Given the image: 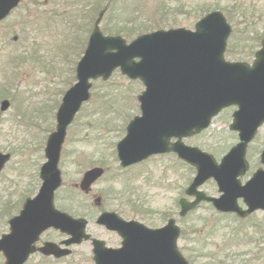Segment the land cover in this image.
I'll return each instance as SVG.
<instances>
[{"label": "rangeland", "instance_id": "rangeland-1", "mask_svg": "<svg viewBox=\"0 0 264 264\" xmlns=\"http://www.w3.org/2000/svg\"><path fill=\"white\" fill-rule=\"evenodd\" d=\"M96 1L102 5L98 6ZM80 4L77 8L69 6L66 0L58 6L55 0H24L0 23V96L5 94L4 97L11 101L8 110L0 109V151L12 153L0 174V237L10 231L9 219L19 214L26 198L36 196L39 191L47 138L56 128V114L65 91L76 82V66L94 26V21L89 19L96 18L106 5L101 0H82ZM110 5L107 14L111 19L106 15L101 28L110 32L122 30L128 41L155 29L185 27L194 30L204 15L220 10L233 28L226 58L252 63L254 52L251 54V51L257 49L264 35V0H117ZM119 17L122 20H118ZM112 20L114 22L110 23ZM11 54L24 57L15 65L8 60ZM144 88L141 81L132 80L119 70L107 81H93L92 98L76 115L63 145L59 164L63 184L55 196L59 209L61 206L74 207V202L85 200V195L73 188V182L78 181L83 171L102 154L108 158L113 172L121 171L117 144L125 136L128 122L141 112L138 95ZM1 101L2 98L0 106ZM235 109L236 106L222 111L207 130L187 137L186 143L220 159L238 141L237 132L230 129ZM263 149L264 124L249 145L251 167L245 180L258 167H264L260 158ZM166 173L165 187L146 183L143 176L139 179L136 185L140 188L135 195H143V199L145 195L146 202L141 201L140 208L129 207L130 214L135 211L138 214L127 218L158 228L170 217H175L183 231L178 246L186 257L192 254L198 264H264V211L237 220L236 216L219 214L205 202L180 219L179 198L185 194L196 169L187 163L184 166L176 163L175 169H168ZM120 187L121 182L106 177L95 190L114 193L119 192ZM202 189L210 195L218 194V185L213 179ZM135 195L132 198L139 199ZM68 199L74 201L68 203ZM133 199L128 206L133 205ZM13 205L17 208L6 209ZM232 229L239 232L235 237L247 231L252 235L228 244L227 240L234 237H229ZM64 238L61 231L49 229L43 233L41 241L59 242ZM72 248L73 254L69 257L59 260L51 257L44 261L40 254H35L26 264H95L89 245ZM5 261L6 257L0 253V264Z\"/></svg>", "mask_w": 264, "mask_h": 264}, {"label": "water", "instance_id": "water-1", "mask_svg": "<svg viewBox=\"0 0 264 264\" xmlns=\"http://www.w3.org/2000/svg\"><path fill=\"white\" fill-rule=\"evenodd\" d=\"M21 1L0 0V21ZM103 14L101 11L86 51L77 64V82L67 90L59 106L56 130L47 140V160L41 167L40 190L35 197L26 200L19 215L9 220L10 232L0 238L5 264H25L36 252L40 235L50 227L71 235L62 241L66 246L90 237L86 233L85 219L73 218L55 206V191L62 184L59 161L68 126L82 104L91 98L92 80L101 77L107 80L118 68L145 85L138 96L142 114L131 120L126 136L117 146L123 166L154 153L174 151L196 167L197 174L186 191L195 199H181L182 216L204 200L212 202L218 210L235 211L241 217L264 209V170L259 169L245 185L239 178L248 168L247 146L264 123V39L250 65L226 60L232 27L220 10L203 16L194 30L161 29L142 34L130 43L121 36L103 34L99 26ZM232 105L238 109L230 128L239 133V142L221 163L213 154L182 141L183 137L208 128L222 109ZM9 106V100L2 101L3 111ZM173 137L178 138L174 143L171 142ZM10 157L9 153L0 152V172ZM102 173L100 167L87 171L81 188L87 190ZM210 178L218 182L223 192L220 197L199 190ZM240 197L244 198L248 209L243 210L238 205ZM99 222L117 230L123 242L119 248H109L103 241L94 240L97 264H190L178 248L181 229L174 218L160 228L125 221L110 213L103 214ZM40 251L56 257L72 252L54 242L45 243Z\"/></svg>", "mask_w": 264, "mask_h": 264}, {"label": "flooded vegetation", "instance_id": "flooded-vegetation-1", "mask_svg": "<svg viewBox=\"0 0 264 264\" xmlns=\"http://www.w3.org/2000/svg\"><path fill=\"white\" fill-rule=\"evenodd\" d=\"M101 1L106 5H105V8L100 9L97 17L95 18V20L93 22L94 26L92 28V31L95 27V22L99 16L100 12L102 10L104 11L103 18L101 20V24H102L104 19H106L105 16L109 15L107 13L110 10V6H111L110 4L113 3V5H114V2L117 0H101ZM60 3L62 4V0H60ZM60 3L57 2V6H58V4L60 5ZM75 11L78 12L77 9H75ZM60 14H62V12ZM108 17H109V19H111V16H108ZM118 20H122V18L119 17ZM113 22H114V20H112L110 23H113ZM101 30L103 31V33L105 35H122V34H116L115 33V32L120 31V30H114V32L106 31V30H103L102 28H101ZM157 30H159V29H157ZM92 31H91V33H92ZM263 38H264V35L261 38V40L259 41L257 49L251 51V54L254 52L253 53L254 56H255V53L257 52V50L261 47V43H262ZM88 40H89V38H88ZM0 123H1V116H0ZM175 140L176 139L173 138L172 142H174ZM185 140H186V138H184V141ZM11 155H12V153H11ZM247 159H248V151H247ZM248 161H249V159H248ZM176 163L179 165L182 164L183 166L186 165V162L184 160L180 159L175 152L158 153V154H152V155L148 156L145 160H143L141 162L133 163L129 166L124 167V166L120 165L121 171L120 172H113L112 167L110 165V162L108 161V158L104 154H102L99 160H97L96 162H93L87 169H85L83 171V173L81 172L82 175L78 181L73 182V186H74L73 188L77 192H79L80 194L83 193L85 195V196H83V197H85V200L81 203L74 202V207H72L71 205H70V207H64V206L60 207V208H62L61 210H63V211L68 210V213L70 212V214L74 217H80V218L86 219V222H87L86 223V225H87L86 231L88 234H90V237L86 240H83L80 244H77L74 246L89 245V247L91 248L90 256H91V259L94 261L95 264H96V261L94 258L95 257L94 256V240L95 239H99V240L103 241L104 244L110 248L111 247H113V248L120 247L122 244V240H123L121 234L117 230L109 228L106 224L100 223L99 218L102 216V214L112 213V214L118 215V216H120L126 220H136V219L127 218V217H134L136 214H138V212H136V211L132 212V214H130V212H128V211H130V209H128V208L129 207L140 208V205H141L140 203H142L141 201L144 200V202H143L144 204L146 202L145 201V195H144V199H143V195H139V194L137 196L135 195L137 193V189L140 188L138 185H136V183L138 184L139 179H141V177L143 176L142 180L146 181V183H150V184L155 183L156 185H160V186L165 187V178L167 177L166 170L175 169ZM95 166L103 167L104 168L103 174L100 177H98L90 185L88 190L81 189L80 185H79V181L82 179V177L84 176L85 172L88 169L95 167ZM250 167H251V162L249 161V169L246 171L245 174H243L241 176L242 183H245L247 181V180H245V176L250 171ZM262 168H264V167H258L252 173V175L258 169H262ZM159 169H161L159 172V175L157 177L159 181L158 180L155 181L156 173ZM106 177L108 179H116L118 182H121V187H120L119 192L112 193L110 190H105V191H97L98 189L95 190L97 184L102 179H104ZM133 195H135L139 199H133L132 198ZM217 195H219V193ZM180 198H179V200H180ZM131 199H133L135 201H134L133 205L128 206V202H130ZM67 201H68V203H71L74 200L68 199ZM238 203L240 206L246 207L243 199H239ZM180 209H181V207L179 206L178 213L180 212ZM148 210H151V209L148 208ZM51 229H53V228H51ZM43 233H42V235H43ZM63 234L65 235V238L68 237L67 234H65V233H63ZM42 235H41V237H42ZM62 240H60L59 242H61ZM47 241H53V240L47 239L45 241H43V240L41 241V238H40V240L37 243V246L39 247ZM74 246H72V247H74ZM72 250H73V248H72ZM35 254H40L42 257L44 256L39 251L35 252L33 255H35ZM72 254H73V252H72ZM71 255H69V256H71ZM69 256H65V257H69ZM65 257H62V258H65Z\"/></svg>", "mask_w": 264, "mask_h": 264}, {"label": "trees", "instance_id": "trees-1", "mask_svg": "<svg viewBox=\"0 0 264 264\" xmlns=\"http://www.w3.org/2000/svg\"><path fill=\"white\" fill-rule=\"evenodd\" d=\"M55 2H60V0H55ZM66 2L67 3H69V6H74V7H79L81 4V2H82V0H66ZM96 2H98V1H96ZM102 5V3H100V1L98 2V6L99 5ZM76 5V6H75ZM89 20H92V21H94L95 20V16L94 17H92V18H90ZM116 34H122L123 36H127L125 33H123V31L122 30H120V31H117V32H115ZM8 34H9V31L8 32H6L4 35H3V37L4 38H6L7 36H8ZM24 57V55L23 54H14V55H11V57H10V61L12 62V63H14L15 65H17L21 60H22V58ZM5 96V94H2V96H0V98H5L4 97ZM102 96L103 97H107L106 96V94H102ZM104 101V100H103ZM15 208H17L15 205H13V206H9V207H7L6 209H11V210H14ZM264 231V230H263ZM236 233H238V232H234L233 231V234H231L229 237H233L232 239H230V240H227V243L229 244V243H232V242H234V240H245L244 239V237H246V236H249V232L247 231V232H245L244 233V235H242L241 237H235L236 235ZM263 233V232H262ZM248 239L250 238V237H247ZM248 239H246V240H248ZM189 260H190V262L192 263V264H198L197 263V261H196V259H195V257L191 254L190 255V258H189ZM44 261H47V259H45L44 258Z\"/></svg>", "mask_w": 264, "mask_h": 264}]
</instances>
